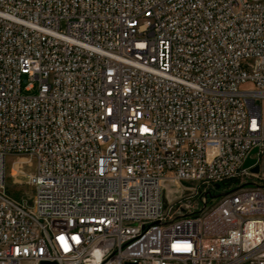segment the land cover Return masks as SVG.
Here are the masks:
<instances>
[{
    "label": "built area",
    "instance_id": "obj_1",
    "mask_svg": "<svg viewBox=\"0 0 264 264\" xmlns=\"http://www.w3.org/2000/svg\"><path fill=\"white\" fill-rule=\"evenodd\" d=\"M262 99L264 0H0V264H264Z\"/></svg>",
    "mask_w": 264,
    "mask_h": 264
},
{
    "label": "rangeland",
    "instance_id": "obj_2",
    "mask_svg": "<svg viewBox=\"0 0 264 264\" xmlns=\"http://www.w3.org/2000/svg\"><path fill=\"white\" fill-rule=\"evenodd\" d=\"M260 103L262 105V110H263V114H264V99L260 100ZM15 157H17V158H15ZM15 157H8V159H7L6 170H7L8 174H7V185L6 186H7V191L11 196L16 197V198H21L22 196H24L26 194L32 193L34 191V188L31 187L27 183V178H26L25 174L21 175V177L20 176H18V177L13 176V173H14L13 171H14V169H16L13 167L18 166V168H20L24 164V160L18 159V158H23V156H15ZM26 162L27 163H25L24 169L26 170V172H28L32 168V163H30L32 161H26ZM16 179H18V180H16ZM167 186H168V188H170L171 191L176 190V186L173 183H168ZM178 193H179V191H178ZM178 193L175 195L173 193H170V195H165V198L169 202H174L177 198L179 199L182 197V196H179ZM186 196L187 195H184L183 197H186ZM189 199H191V198H185L184 202L188 201ZM191 201L193 202V200H189V202H191Z\"/></svg>",
    "mask_w": 264,
    "mask_h": 264
},
{
    "label": "water",
    "instance_id": "obj_3",
    "mask_svg": "<svg viewBox=\"0 0 264 264\" xmlns=\"http://www.w3.org/2000/svg\"><path fill=\"white\" fill-rule=\"evenodd\" d=\"M257 151V148H255L254 150H253V152H256ZM254 163H256V159L255 158H247V160H246V162H245V164H244V167H248V166H250V165H252V164H254ZM253 170L254 171H258L259 170V166L258 165H256L254 168H253ZM40 264H59L57 261H55V260H53V261H51V260H42V261H40ZM126 264H138V263H126Z\"/></svg>",
    "mask_w": 264,
    "mask_h": 264
},
{
    "label": "bare ground",
    "instance_id": "obj_4",
    "mask_svg": "<svg viewBox=\"0 0 264 264\" xmlns=\"http://www.w3.org/2000/svg\"><path fill=\"white\" fill-rule=\"evenodd\" d=\"M124 264H126V263H124Z\"/></svg>",
    "mask_w": 264,
    "mask_h": 264
}]
</instances>
